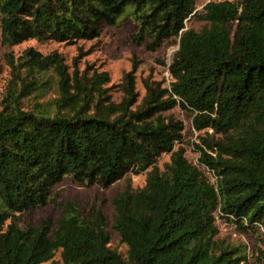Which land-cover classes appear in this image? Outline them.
Masks as SVG:
<instances>
[{
  "label": "trees",
  "instance_id": "obj_1",
  "mask_svg": "<svg viewBox=\"0 0 264 264\" xmlns=\"http://www.w3.org/2000/svg\"><path fill=\"white\" fill-rule=\"evenodd\" d=\"M196 2L0 0L4 44L96 40L128 7L133 44L156 51L180 39L168 88L144 82L134 110L135 65L123 79L125 100L114 104L93 82L87 88L70 77L58 55L27 51L36 72L55 70L60 95L53 116L25 112L15 98L0 111V264H240L214 245L217 212L264 234V0L209 2L199 17L208 27L192 34L184 23ZM175 107L192 113V128L203 132L192 146L215 185L176 148L183 124L160 115ZM162 154L169 163L160 171ZM144 172L142 189L127 184L112 200L111 228L124 257L109 246L102 212L85 214L74 200L62 206L55 229L49 221L19 222L46 205L65 177L108 188Z\"/></svg>",
  "mask_w": 264,
  "mask_h": 264
},
{
  "label": "rangeland",
  "instance_id": "obj_2",
  "mask_svg": "<svg viewBox=\"0 0 264 264\" xmlns=\"http://www.w3.org/2000/svg\"><path fill=\"white\" fill-rule=\"evenodd\" d=\"M219 1L221 0H197L193 15L184 23V31L197 34L206 29L208 24L199 18L203 13V6L209 2ZM134 31L135 24L131 8L128 7L114 26H103L96 40L78 41L75 44L39 42L34 39L20 44H4L0 41V111L14 98L19 100V106L25 112L34 114L45 112L53 116L57 111L55 101L60 95L57 74L52 67L43 73L32 69L33 60L27 54L28 50L37 53L40 59L53 54L58 55L70 77H76L78 82L87 88L93 82L94 86L99 87L114 104L125 100L123 79L135 65V104L130 107L134 110L145 96L144 82L149 85L160 83L162 88H168L172 81L168 67L180 57L179 37L165 41L156 51H147L143 46L132 43ZM72 84L70 82V85ZM70 93H74L73 90H70ZM160 115L182 122V143L177 144L176 148L182 147L187 161L197 166L209 182L215 185L216 179L212 173L197 163L198 153L194 151L192 144L199 142V135H203V132L198 133L192 128V113L175 107ZM168 163L169 155L162 154L157 159L156 167L163 171L164 165ZM146 173H128L108 188L96 185L80 186L71 182L69 177H65L52 187L46 205L18 215L19 222L21 225L36 227L42 221H49L52 229H55L62 216V206L66 201L74 200L79 203L81 211L85 214H89L92 209L102 212L111 235L109 246L124 257L126 247L119 243L118 235L111 228L115 215L112 200L127 184L133 190L142 189ZM245 225L246 223L233 221L231 216L217 212L218 233L214 237V245L233 251L240 264H264L263 231L258 227L246 228ZM59 259L57 252L54 260Z\"/></svg>",
  "mask_w": 264,
  "mask_h": 264
}]
</instances>
